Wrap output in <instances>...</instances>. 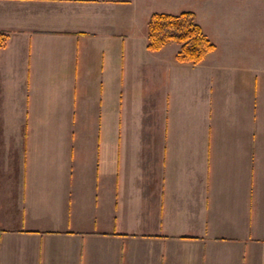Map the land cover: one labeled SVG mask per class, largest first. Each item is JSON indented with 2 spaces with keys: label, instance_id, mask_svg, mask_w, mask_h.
<instances>
[{
  "label": "crops",
  "instance_id": "1",
  "mask_svg": "<svg viewBox=\"0 0 264 264\" xmlns=\"http://www.w3.org/2000/svg\"><path fill=\"white\" fill-rule=\"evenodd\" d=\"M264 0H0V264H264ZM193 12L216 49L148 50Z\"/></svg>",
  "mask_w": 264,
  "mask_h": 264
},
{
  "label": "trees",
  "instance_id": "2",
  "mask_svg": "<svg viewBox=\"0 0 264 264\" xmlns=\"http://www.w3.org/2000/svg\"><path fill=\"white\" fill-rule=\"evenodd\" d=\"M7 40V35H0V48L6 47ZM171 43L180 47L176 56L180 64L199 65L216 49L193 12L153 14L148 23V50L160 52Z\"/></svg>",
  "mask_w": 264,
  "mask_h": 264
},
{
  "label": "rangeland",
  "instance_id": "3",
  "mask_svg": "<svg viewBox=\"0 0 264 264\" xmlns=\"http://www.w3.org/2000/svg\"><path fill=\"white\" fill-rule=\"evenodd\" d=\"M261 14V19L263 20L264 19V10L260 12Z\"/></svg>",
  "mask_w": 264,
  "mask_h": 264
}]
</instances>
